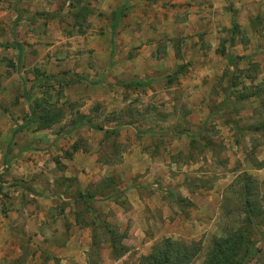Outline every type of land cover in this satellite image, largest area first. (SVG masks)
<instances>
[{"label":"rangeland","instance_id":"374dc122","mask_svg":"<svg viewBox=\"0 0 264 264\" xmlns=\"http://www.w3.org/2000/svg\"><path fill=\"white\" fill-rule=\"evenodd\" d=\"M0 115L43 140L0 168V264H144L164 238L205 264L231 234L264 264V0H0Z\"/></svg>","mask_w":264,"mask_h":264},{"label":"trees","instance_id":"16d2710c","mask_svg":"<svg viewBox=\"0 0 264 264\" xmlns=\"http://www.w3.org/2000/svg\"><path fill=\"white\" fill-rule=\"evenodd\" d=\"M118 12L117 10L113 12L112 18V29L116 24ZM6 47H14L18 50V60H21L23 48L21 44H19L15 39L10 43L6 44ZM58 116H52L50 114L44 113L42 114L38 120L37 129H45L48 128L51 124L55 122ZM43 118V120L41 119ZM40 119L41 122L40 123ZM36 120L35 116H30L29 119L22 125H19L15 131H19L27 126H30L32 122ZM249 179V178H247ZM244 180V179H243ZM264 182V181H263ZM253 187L247 182L244 181L241 186L242 196L244 197V204L246 209V217H250L254 213V202L252 203L250 197L252 196ZM91 198V199H90ZM85 200L87 202L92 201V195H86ZM108 226V225H107ZM117 234H112L110 243L111 250L115 257H119L126 252L125 246H118L116 244ZM238 238V240H237ZM237 240V241H236ZM243 243L245 245L243 239H241V235L231 234L226 240L223 242H216L213 248L209 251L208 256L206 257L205 264H242L247 259V254L244 256H240L238 250L240 249V245ZM246 246V245H245ZM253 245H250L248 251L250 253L253 252ZM198 248L196 244H185L179 243L177 241L172 240L171 238H164L161 242L156 244L151 251L144 257V264H190L193 258L196 256ZM249 255V254H248Z\"/></svg>","mask_w":264,"mask_h":264},{"label":"crops","instance_id":"0c3cea01","mask_svg":"<svg viewBox=\"0 0 264 264\" xmlns=\"http://www.w3.org/2000/svg\"><path fill=\"white\" fill-rule=\"evenodd\" d=\"M127 1V0H125ZM200 11V15H201V10ZM0 119H1V127H5V125L8 127L9 122L6 121V116H2L0 115ZM3 125V126H2ZM26 128V127H25ZM25 128H23V130L21 129V131H18L15 135L10 132H6V130L0 135V143L5 144L4 147L0 148L1 152H0V168L4 165H8L10 166V176L7 178L9 179V182L11 180H15L17 179V177H21V170H24L25 168H30V164L29 162H26V155H32L34 156V152L31 151L29 148L31 146H27L28 143L30 144L31 142H42L43 140L40 139V136H36L37 133H39V131L32 133L31 131H29L28 136H26L24 134L23 131H26ZM43 130H40V132H42ZM23 132V133H22ZM82 156H84L82 153H80ZM85 157V156H84ZM87 158L91 161L92 157L90 154H87ZM82 160V159H79ZM77 160V162H73V164L77 167V171H79L81 169V167L83 166V163H81V161ZM31 163V162H30ZM91 168V167H89ZM88 168V169H89ZM22 184V183H21ZM17 185L21 186V188H18V191H21V193L23 192L24 194H26V191H29L28 188H26V185ZM83 187V186H82ZM25 191V192H24ZM23 195V194H21ZM93 202V201H92ZM37 203H39L41 206L42 205H46V207L48 208L49 203H46V201L44 200H37ZM108 201L101 203L100 206L102 207V211H106L105 209L109 206V204H107ZM114 204H110L109 207H111ZM117 206V205H116ZM115 207V206H114ZM18 208V209H17ZM42 208V207H41ZM40 211V210H39ZM43 212V208L40 211V213H38V217L40 218V216H42ZM10 213V212H9ZM24 215H26L27 217V212L25 210V206L24 204H22L21 206H16V209L14 211L11 212V216L15 219V224H19V228L21 229L22 226L25 223L26 217L24 218ZM69 221L75 223L76 222V218L75 216H73L72 218H68ZM13 225V224H12ZM75 226H73L72 228H74ZM5 231V230H3ZM2 232V231H1ZM40 235V233H38L37 237ZM42 238V236H41ZM6 239V233H0V243L4 242ZM75 239V237H71L70 241L67 242L65 244V246H61V247H57L58 250H64L65 248H67L69 246V243H72L71 241ZM55 248H52V251H54ZM61 250V251H62ZM62 253H60L59 255H61ZM39 263V262H38Z\"/></svg>","mask_w":264,"mask_h":264}]
</instances>
